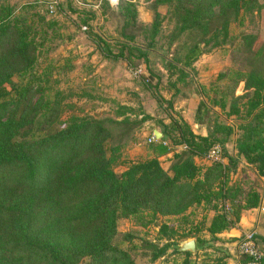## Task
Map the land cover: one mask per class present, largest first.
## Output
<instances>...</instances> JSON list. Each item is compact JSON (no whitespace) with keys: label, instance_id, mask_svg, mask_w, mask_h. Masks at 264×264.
<instances>
[{"label":"trees","instance_id":"16d2710c","mask_svg":"<svg viewBox=\"0 0 264 264\" xmlns=\"http://www.w3.org/2000/svg\"><path fill=\"white\" fill-rule=\"evenodd\" d=\"M34 3L24 7L32 9ZM117 5L123 23L115 37L90 23L94 10L70 5L69 11L77 15L73 24L85 26L86 36L103 57L124 59L131 70L145 63V71L137 76L147 88L164 69L169 75L167 86L176 92L188 85L184 79L193 62L228 40L232 21L241 22L244 11L264 10V0H147L144 5L153 18L136 27L150 29L146 42L140 43L136 31L129 28L136 24V1L120 0ZM160 5L167 6L166 16L174 19V26L167 42L157 45L165 17L158 10ZM58 8L61 13L62 5ZM16 9L0 2V264H136L130 248L122 246L124 239L114 240L118 217L134 218L142 225L158 214L181 213L186 220L184 211L193 204L213 211L208 220L182 230L161 222L158 238L165 241L161 245L151 239L144 242L150 248V260L171 248L169 253L179 256L158 264H227L220 256L198 263L190 250L177 249L174 236L208 243L235 225L243 209L260 202L256 188L243 191L239 181H229V175L242 157L264 175V40L256 33L241 34L239 47L248 68H229L217 75L230 82L212 97L221 111L206 135L195 133L170 108L165 122L143 108L118 102L115 116L71 114L61 120V89L53 97L33 101L41 83L36 52L50 32L63 36L58 20L38 9L25 15ZM38 34L42 35L37 38ZM182 35L186 38L174 56L163 54ZM156 57L161 58V68L154 70L148 63ZM240 81L243 92L235 94ZM152 97L159 109L163 100L173 107V95L153 93ZM195 108L199 111L201 106ZM228 116L236 121L225 120ZM56 119L59 124L51 129ZM148 119L160 126L162 136L148 141L143 157L128 158L124 148L135 141V126ZM214 144L221 145L226 162L206 158ZM177 145L183 148L174 151L169 166L163 167L159 156ZM196 156L209 163H197ZM119 165L125 168L117 171ZM202 230L209 238L200 236ZM123 235L131 238L127 232ZM207 243L201 247L211 257Z\"/></svg>","mask_w":264,"mask_h":264},{"label":"rangeland","instance_id":"374dc122","mask_svg":"<svg viewBox=\"0 0 264 264\" xmlns=\"http://www.w3.org/2000/svg\"><path fill=\"white\" fill-rule=\"evenodd\" d=\"M51 1L52 0H42L38 3H34L33 5L35 6L32 7V9H26L24 6L32 5L31 0H0V2H6L13 5L17 8L16 13L19 11L23 15L27 14L28 10V12L37 9L41 10L40 12L46 14V16L50 18L54 17L58 20L59 31L63 33V36H53V32H50L49 35L47 34L46 39L43 41V45L40 46L36 52L38 54V58L35 68L37 73L40 75L41 83L39 84V89L35 90L33 101L36 100L38 103L40 99H44L49 96L53 97L55 90L61 89L63 91V93L59 96V99H62V103L59 104L62 108L59 115L61 120L67 118L71 114L89 117L115 116L117 105L116 101L111 99L109 96L111 91L113 92V86L109 84V80L105 78L106 76H102L104 79H100L102 82L100 87L96 84V78L93 77V74L91 75L89 68L81 66L83 61L88 60L86 59V52L89 50V45L93 46L95 44L86 36V33L83 32L87 29L80 26L77 27L73 24V17L76 18L77 15L70 12L69 8H71L70 5H72L94 10L95 16L92 20H90V23L98 26L106 35L115 37L118 35L120 27L123 23V15L120 14L118 5H111L108 1L101 0L100 5L98 4L99 6L94 8L85 5V2H82V0H80L81 2H78L77 0H71L72 2L70 0H63V3H61L63 7L62 12L58 13L57 9H59L58 6L60 4L58 0L55 5L54 12L50 13L47 10L49 8V2ZM69 1L71 2L70 5ZM137 1H140L141 5L143 3L144 6V3H146L147 0ZM144 7H140V11H137L135 16L136 24L129 26L131 30L136 31V41L140 43L146 42L150 29L145 30L140 27L139 29H136V27L143 23H150L153 18L152 10ZM158 10L161 14H164L165 17L162 19L160 24V32L157 35L158 39L159 37L160 39L157 45L167 42L168 35L174 26V19L169 17V15L166 16L167 6L160 5ZM249 32L258 34L259 38L262 41L264 40V10L254 9L252 11H244L241 22L234 20L230 23V37L228 40L221 46L211 47L204 54L199 56V58L195 61L198 71H194L192 76H197V82L203 84V86H199L198 83L193 82L192 80L195 78L192 77V79L191 75L186 76L184 81H187L188 85L184 87L183 91H187V94L182 92V94H179L178 97L172 98L173 107H168V101L163 100L162 107L155 110V105L157 104L155 101L156 99L149 97V93H163L166 98L170 97L167 92L169 75L164 69H160L163 72L162 76L157 79H153L152 83H150V88H147L145 84H143L142 79L135 76L131 70L126 71L127 75L125 79L134 81V83L130 82L133 86L137 85L141 87V97L137 99V97L131 93V89H129L126 93H123V91L119 92V95L122 97L121 99L136 109L140 107L153 113L155 119H166L165 122L169 121L168 117H166L168 115L169 108L170 110L172 109L171 112H175L179 110V108H175V106H179V104L182 106H186L187 103L191 106L200 105V110L195 112L196 118L203 120L204 124L209 130H211L213 127V120L216 118L217 113L221 111L219 105L212 101V97L217 94L219 95L230 82L224 78H217V75L219 72H225L229 68H248L245 63V55L240 51L239 46H241V34ZM41 35L42 34H38L37 38ZM184 37L186 38V35H182L175 40L170 45L169 49L162 51L163 54L173 57L176 49L179 47V44H181ZM80 48L84 51L83 53L79 52ZM93 52L96 55L99 54L95 49ZM96 58L98 59V57ZM160 59V57H156L153 63L149 62L148 64L150 66H154L153 68L155 70L160 67ZM140 61L139 59H136V63H139ZM140 64H143V66L145 65L143 62ZM189 72L192 74V70ZM170 78L174 80L175 74ZM13 79L17 80L18 78L17 76H14ZM214 88L218 91L215 92ZM242 92L243 82L240 81L237 86H235L234 93L240 94ZM227 95L228 98H230L232 93L228 90ZM117 100L120 101V98H117ZM227 108L228 106L226 109ZM139 117L140 116L138 115V118ZM222 117L223 116H221V119H224V117ZM225 120L234 122L236 121V117L228 116ZM150 121H147L146 123L143 122L135 126L134 135L136 139L134 142H129L124 148V152L126 154L125 156L130 155L134 158H138L145 155L148 141L145 135H143V131L145 130L144 132H146V134H151V127L153 125H157L156 123ZM58 124V119H56V121L51 124L50 128H56ZM137 146H139L140 149ZM115 168L119 171L122 167L116 166ZM242 168L243 167L238 165L235 171L230 172L229 181L231 183L235 180L239 181L242 184L243 191H246L252 186V180L245 179L244 175H242L244 170ZM246 174L249 176L248 173ZM212 212V210L206 209L203 205L193 204L188 206V208L184 211V214L188 216L186 220H183L181 213L172 215L158 214L155 220L147 223L146 225L136 222V219L134 218L120 216L117 219L118 233L114 240L120 241L124 239L122 246L130 248L129 251L134 257L136 264H158L161 260L178 255L176 253H169L171 252V248H169L160 258L154 261L150 260L151 251L144 242L146 239H151L161 245L165 241V238H158L160 234L158 232V228L161 222H169L171 226L178 228V230H182L184 226L187 227L203 220L206 222ZM123 232L129 233L131 238L127 239L125 235H123ZM199 234L202 238H209L210 236L205 230L200 231ZM174 237L177 244L186 238L195 239V237L180 239L177 234ZM195 243L196 248L194 251H191V256L195 258L198 263H208L213 260L215 256L224 258L226 256L223 250V245L218 238L209 240L208 243L195 240ZM206 243L211 244V246L206 249L207 252L211 253V257L207 254H203L204 249L201 246ZM81 264L84 263L81 262Z\"/></svg>","mask_w":264,"mask_h":264},{"label":"crops","instance_id":"0c3cea01","mask_svg":"<svg viewBox=\"0 0 264 264\" xmlns=\"http://www.w3.org/2000/svg\"><path fill=\"white\" fill-rule=\"evenodd\" d=\"M31 1L38 3L42 0H31ZM133 1H136L137 11H140V7L145 6V5L143 6V3L141 5L140 1H137V0H133ZM57 2H58V0H57ZM82 2H85L84 4L87 6L95 8V7L100 5L101 0H82ZM59 3L61 5V3H63V0H59ZM94 49L97 50L95 48V45H93V46L89 45V50L86 52V59H88V60L83 61L81 66H84V68L85 67L89 68V70L91 71V75L93 74V77L96 78V84L101 87L102 82L100 81V79L103 78L102 76H106L105 78H107L109 80V84H111L113 86V92L110 90L111 94L109 96L111 97V99H113L116 102H119L121 104H127V102H125L121 99L122 97L119 95L120 91H123V93L124 92L126 93L127 90L131 89L130 90L131 93L133 95H135L137 97V99L140 98L141 97L140 96L141 87H139L137 85L133 86L132 84H130V82L134 83V81H130V80L125 79V77L127 75L126 71L131 70L128 67L126 60L105 58L98 52V50H97V53H99V54L96 55L93 52ZM79 52L83 53L84 51H82V48H80ZM202 54H204V53H202ZM96 57H98V59ZM195 61L193 62L192 74H191V72H189L188 75H191V78L194 77L195 79H197V80L194 79L192 81L195 83H198L197 82L198 81L197 76H192L194 74V71L195 72L198 71L196 68ZM139 65H142L143 70L145 71V66H143V64H139ZM198 84H199V86L200 85L203 86V84H201V83H198ZM143 90H145V89H143ZM183 90H184V88H181L180 91L176 92L173 87H170V86L167 87L168 95L169 96L173 95V98L178 97L179 94H182V92L184 94H187V91L184 92ZM163 95H165V94H163ZM149 97H151L152 99H155L154 97H152L151 93H149ZM117 98H120V101L117 100ZM156 103H157V101H156ZM195 106L196 105L191 106L190 104L187 103L186 106H182L181 104H179V106H175V108L176 107H177V109L179 108V110H177L176 112L179 113L182 116V118L188 122L191 129L195 133H199L201 135H206L209 132V129L204 124L203 120H201L200 118L199 119L196 118ZM155 110H158L157 104L155 105ZM145 111L154 116L153 113H151L147 110H145ZM147 121L156 123V122H154L153 119H148L144 122L146 123ZM164 121H166V119ZM146 127H145V129H146ZM154 129H157L161 132L160 127L157 125H155V126L153 125L150 129L151 130L150 133L154 134L156 139L160 138L162 136V132H161L159 137H156ZM144 131H143V135H145V137L147 138L150 134H146V132H144ZM137 147L140 149L139 146H137ZM182 148L183 147L181 145H177L170 152H167L165 154L160 155L159 160H160L161 165L163 167L167 168L169 166L170 162L172 161L173 152L180 150ZM145 151H146L145 152V155H146L148 153V149L146 148ZM127 155H128V153H127ZM128 156H127L128 158H134L130 155H128ZM195 160L197 163H199L201 165L209 163L208 160H206L205 158L199 157V156H196ZM221 161L226 162L225 157H222ZM238 165L240 167H243L242 169H244V170H243L242 175H244L245 179H249V180L251 179L252 180L251 181L252 186L259 191V193L261 195V197H260L261 199H260V202L257 206L250 207L247 209H243L241 212L240 219H239V221H237V223L235 225L230 226L229 228H226V229H224V230H222L216 234L217 238L221 241V243L223 245V250L226 254L225 260L227 261V264H248L247 256L240 253L238 250V242L241 238L242 233L246 230L252 229L256 232L260 247L264 251V175H259L257 173V170L251 164L247 163L243 157L240 158ZM119 166L122 167L119 170H122L125 168L124 165H119ZM246 173H248L249 176Z\"/></svg>","mask_w":264,"mask_h":264},{"label":"built area","instance_id":"2783aa9c","mask_svg":"<svg viewBox=\"0 0 264 264\" xmlns=\"http://www.w3.org/2000/svg\"><path fill=\"white\" fill-rule=\"evenodd\" d=\"M80 2V0H77ZM111 5L119 4L120 0H106ZM57 0L49 2V12H54ZM82 28H85L83 25ZM135 76L139 75L143 69L142 65H137L131 70ZM156 138L154 134H150L147 137V141H154ZM206 158L214 161H221L222 147L219 144H214L206 153ZM238 250L240 253L248 257V264H264V251L260 247L256 232L252 229L246 230L242 233L238 242Z\"/></svg>","mask_w":264,"mask_h":264},{"label":"water","instance_id":"95a60500","mask_svg":"<svg viewBox=\"0 0 264 264\" xmlns=\"http://www.w3.org/2000/svg\"><path fill=\"white\" fill-rule=\"evenodd\" d=\"M195 95V93H194ZM156 137H159L161 132L157 129H154ZM177 249L179 250H190L194 251L196 248V243L194 238H186L183 241H181L179 244L176 245Z\"/></svg>","mask_w":264,"mask_h":264}]
</instances>
